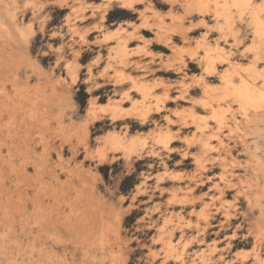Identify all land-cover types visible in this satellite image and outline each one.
I'll list each match as a JSON object with an SVG mask.
<instances>
[{
    "label": "rangeland",
    "instance_id": "obj_1",
    "mask_svg": "<svg viewBox=\"0 0 264 264\" xmlns=\"http://www.w3.org/2000/svg\"><path fill=\"white\" fill-rule=\"evenodd\" d=\"M153 1L159 17L124 13L118 0H0V264H174L164 249L169 240L189 253L225 247L223 264H261L264 107H249L245 121L236 102H221L227 110L215 126L199 85L219 83L216 72L228 64L217 58L208 75L196 45L201 38L213 44V36L184 8L171 11ZM11 14L21 28L31 25L28 40ZM182 28L190 32L184 38L176 36ZM119 39H127L129 57L139 59V67L124 72L149 86L145 103L166 108L146 125H130L128 133L146 143L129 157L102 145L120 123H112L108 111L98 112L88 133L82 130L89 102L121 96L91 97L87 86L132 83L116 76L123 68L116 62ZM252 42L225 38L219 44L227 60L243 68L255 57ZM257 57L264 71V50ZM184 89L187 100L173 98ZM193 110L206 126L202 132L191 123ZM164 115L174 137L168 148L153 139V130L166 126Z\"/></svg>",
    "mask_w": 264,
    "mask_h": 264
},
{
    "label": "bare ground",
    "instance_id": "obj_2",
    "mask_svg": "<svg viewBox=\"0 0 264 264\" xmlns=\"http://www.w3.org/2000/svg\"><path fill=\"white\" fill-rule=\"evenodd\" d=\"M10 1L13 4L15 3V0ZM162 1L170 6L171 11L176 6H180L187 12H190L191 14L197 16L198 20L195 26H197L198 29L201 28L204 34L213 36L215 40L213 44H210L203 38H201V40H199L196 45V48L199 47L200 50H203V60L205 62L204 70L208 73V75L215 72L216 67L214 65V62L217 58H224L223 60L228 64V66L224 67V69L216 72L219 77V83L212 84L203 81V83L199 85L200 90L205 95L204 97H208L209 99L211 98V100H216L217 105H219V108H216L211 102H207L205 98H203L201 101V105L203 107H209L212 109V117L216 122L215 126L222 125L225 118L224 114L227 108H224L225 106L221 105V102L226 104L236 102L239 108L244 112L245 121L250 118L246 113L249 107H252L254 109H257L258 107L263 108L264 71L258 70L255 64L259 60V58L257 57L258 51L260 49L264 50V0H251V6H248L244 2V0ZM118 6L120 7L119 10L130 15L136 14L141 16L146 11H150L155 17H159V13L155 8L153 0H135L134 2H131L129 0H118ZM139 6H141V8H139ZM10 19L12 22L11 24L16 27V31L20 35V37L28 40L29 36L33 32L31 25H27L25 28H21L22 26H20L17 23V20L14 19V14H11ZM148 26H150V24L145 25V27ZM158 30V27L155 28L154 33L158 34ZM189 33L190 32L188 30L182 28L178 30V34H176V36L184 38ZM247 37H251L253 39V42L249 45V47L256 52L252 64L242 68L233 60H227V52H224L223 47L219 44V41L225 38H232L234 39V41H240ZM127 41V39H119L116 43L115 53L118 56V61L116 62L119 63L120 66H123V68L118 69L116 76L121 80L129 78L132 83H118L117 81V83H113L111 85V90L103 87L87 86V90L90 93L91 97L95 96V98H98V96H108L111 92H113L114 94L120 92L121 96L119 98H114L115 101L110 103H99L95 101L89 102L85 110L86 117L82 125V130L85 131V134L88 133V125L90 124V122L95 123L100 120L98 112L108 111L110 114L111 122L120 123L119 128L111 131L110 133L105 135L103 139H101L105 142L104 143L103 141H101L104 143H102V145L105 147V144H108L107 146H110L113 151H122L123 155L129 157L131 155L137 154L141 149H143L146 143L145 138L137 136L134 133H128L130 125L135 122L139 126L146 125L152 120L154 114H160L162 113V111H166V108L165 106H158V104H155V106L146 104V99L151 95V89L149 88V86L144 83L135 81L133 77L128 76L127 73L124 72V69L130 68V66L139 67L140 64L138 58L132 59L129 57L127 49L128 46L126 44ZM164 47L167 49L171 48L172 46L169 42H165ZM109 52L111 56V48H109ZM213 55L216 57L215 59ZM58 59H60V57H57V60ZM68 69H70L69 74L71 78L75 79L77 77L76 69L73 68L72 64H68ZM241 70H244V72L242 73L246 74H240ZM90 73L91 72L89 71L88 75L86 76L85 83L89 82L92 79V74ZM236 74L239 75L237 77L238 79L235 76ZM127 84H129V87H127ZM134 95H137L139 99L134 98ZM188 95L189 90L184 89L183 91L176 94L173 98L187 100ZM125 102H129L130 105H128V107L123 106L122 103ZM229 107L230 106L228 105V108ZM124 115H134V117L127 118V120L126 118H123ZM190 117L191 123L194 124V126H196V128H198L202 132V129L206 127L205 125L203 126L202 123V125L200 124L202 118L200 119V117H198V114L194 110L190 113ZM162 119L166 122V126L165 128H156L155 130H153L155 133L153 135V139H155L157 143H161L164 147L168 148L169 143L172 141V139H174V137L172 136V134H170V130L168 129V123H170L169 116L164 115ZM80 136L84 138L83 134ZM221 142L222 141H219L220 144ZM99 145L101 146V144ZM208 145V143H204L203 148H205V146L208 147ZM259 185L262 186V184ZM261 190L264 189L261 188ZM116 227L113 228L112 231H115L114 229H116ZM226 243L231 242L230 240H228ZM102 246H104L103 243ZM224 248L225 247H219L218 244H213L211 250H209L212 251L211 253H207L206 250L198 253H189L183 251V249L178 250V247L170 240L164 244L166 255L171 257V259L174 261V264H199V259L197 257H200V261L202 262L205 261L206 257V263L204 264H210V261L208 260L219 261L220 264H223L226 263L223 259V254L225 253ZM239 251H245V249H239ZM114 259L115 258H113V260ZM256 260L261 264H264V258H262V256L259 257L257 255Z\"/></svg>",
    "mask_w": 264,
    "mask_h": 264
},
{
    "label": "snow or ice",
    "instance_id": "obj_3",
    "mask_svg": "<svg viewBox=\"0 0 264 264\" xmlns=\"http://www.w3.org/2000/svg\"><path fill=\"white\" fill-rule=\"evenodd\" d=\"M244 2H245L248 6H251V0H244Z\"/></svg>",
    "mask_w": 264,
    "mask_h": 264
}]
</instances>
